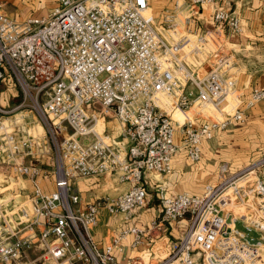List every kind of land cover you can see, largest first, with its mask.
Returning <instances> with one entry per match:
<instances>
[{
    "label": "built area",
    "instance_id": "1",
    "mask_svg": "<svg viewBox=\"0 0 264 264\" xmlns=\"http://www.w3.org/2000/svg\"><path fill=\"white\" fill-rule=\"evenodd\" d=\"M221 2L190 5H213L217 35L240 33L241 18ZM165 25L174 31L177 14L167 9L156 25L151 0H59L49 15L25 20L0 2V171L11 183L25 178L32 186L0 203V264H264V155L237 171L222 163L217 182L200 194H172L156 183L159 218L121 227L104 246L95 240L104 210L130 223L134 210L152 201L149 176L172 174L183 148L200 161L206 140L245 123L246 110L264 100L261 84L247 99L240 94L233 111L224 110L222 101L237 86L233 56L218 54L199 71L189 61L199 49L185 52L186 35L167 36L160 31ZM185 31L204 46L208 32ZM4 85L21 94L11 109ZM164 96L169 103L162 105ZM209 106L221 117L201 114ZM194 107L197 114L183 123L171 115ZM24 109L43 134H32L30 117L18 120ZM98 109L123 123L118 134L96 129ZM103 176L129 187L82 205L75 182ZM165 225L182 227L180 236L163 235Z\"/></svg>",
    "mask_w": 264,
    "mask_h": 264
},
{
    "label": "crops",
    "instance_id": "2",
    "mask_svg": "<svg viewBox=\"0 0 264 264\" xmlns=\"http://www.w3.org/2000/svg\"><path fill=\"white\" fill-rule=\"evenodd\" d=\"M4 1L14 4L15 11H18L21 6L18 0H0L2 3ZM3 4L5 9V3ZM55 4L57 5L58 3ZM220 5L234 11L241 18L242 26L240 33L229 29L224 31V37L229 41L228 44L231 45L235 58L236 56L238 57L236 59L237 65L235 66L238 70L234 74L237 78L236 87L239 92L233 89L223 100L227 101L230 96L227 105L230 106L228 111L231 112L238 105L240 94L242 99H247L255 86L264 84V0H222ZM167 9L177 14V22L183 23L184 29L186 27L185 18L188 16L191 17L190 23L187 24L188 31L192 30L195 33L200 31L201 33L208 32L206 34L208 37L213 39L220 38L223 41V37H219L212 30L211 14L213 5L192 7L190 0H151V10L156 22H164V14ZM5 11L8 13L6 9ZM10 15H15L14 17L18 20H25L31 14L28 13V9L23 7L20 13ZM31 16H39V14L35 13ZM6 94L10 96V99H16L17 93L13 91V88H11V93ZM4 99L5 103H9L6 97ZM223 101L222 108H225ZM177 110H175L174 115ZM219 111L221 110L219 109ZM219 111L217 112L221 115ZM246 113V123H233L225 130H218L212 139L204 142L200 161L192 162L188 158L186 149L183 148L173 159L174 170L172 174L165 177L149 176L146 179V186L152 196V201L147 207L135 209L130 223H125L119 215H110L104 210L95 231V240L104 246L117 234L121 227L127 224L147 225L152 220L159 218L161 209L155 195L156 183H163L172 194L185 191L200 194L204 191L207 184L217 182L218 170L222 163H227L231 170L237 171L251 161L263 156L264 101L247 109ZM106 115L104 116V125L110 122L113 123L112 121H106ZM184 115L185 113L183 116L177 115L174 118L182 120ZM117 123L119 125L113 124L112 127L108 125L106 131L115 134L119 127L122 129L123 123L119 120ZM176 139L180 140L179 133H177ZM30 160V157L26 159L27 162ZM128 187V185L118 183L111 176L88 178L75 182V190L80 192L82 196V205L105 195H117ZM47 189H53L51 183L48 184ZM152 190L154 193H151ZM181 230L182 227L165 225L163 235L175 240L180 236ZM127 253H131L129 248Z\"/></svg>",
    "mask_w": 264,
    "mask_h": 264
},
{
    "label": "rangeland",
    "instance_id": "3",
    "mask_svg": "<svg viewBox=\"0 0 264 264\" xmlns=\"http://www.w3.org/2000/svg\"><path fill=\"white\" fill-rule=\"evenodd\" d=\"M18 1H19V5H21L18 11H15L14 4L9 3V2H5V1L3 2V3H5V9L8 11V13H10V14H18L22 10V8L25 7L26 9H28V13L31 14V15L36 13V14H39V16H47V15H49L51 13L52 8L56 7L55 3H58L57 1H59V0H18ZM31 15H29V16H31ZM156 25L160 26L161 23L156 22ZM178 26L180 28H178L177 30L172 31L173 28L171 26L165 25L164 27H165L166 31H168V32H166L163 28H161L160 31L162 33H165L167 36H168L169 33L172 34L173 38H175L174 36H177V34H184V30L188 31L187 25H186L185 29L183 28V23H178ZM202 28H203V26H202ZM203 30H204V28H203ZM197 33H201V31L197 32ZM186 37H187V39H190L192 42H194L196 44V46H198V47L200 46V44H198V38L193 37V36L189 37L187 35H186ZM219 37H223V41L220 38H216V39H213L211 37L208 38V39L205 38L204 41H203L205 43V45L202 48H206V50L199 51L198 52L199 54L192 53L191 56H189L190 57L189 61L191 63H194L196 66H200L199 67V71L208 70L210 68V65H212L213 62H215L217 60L218 54H222V53L225 56H227L226 55L227 53H228V55L230 54V55L233 56L232 64H231V70L234 73H235V71L238 70L235 67L237 65L236 64V59H238V57L236 56V58H235L234 51H233V49H231L232 48L231 45L228 44L229 41L226 40L223 35H221ZM168 38H170V37H168ZM185 52H187L186 49H185ZM202 66L206 70L203 69ZM191 68L193 69L192 66H191ZM11 88H13V91H15L17 93V95L19 94V97H17L16 99H13V98L10 99L9 98L10 96H8V94H6V93H11ZM235 89L237 90V87ZM20 95L21 94L18 91L16 86H11V87H9V89H7V86L4 85L3 99L6 97L7 100L9 101V106H7L8 109H11L19 101V99L21 98ZM229 99H230V96H229ZM4 100H6V99H4ZM227 101H223V104L225 106V108L224 107L223 108L228 111V110H230V106L227 105V103H228ZM165 102L168 103V98H166V96H164L162 98V100L159 101V103L162 104V105ZM92 110H93V108H92ZM23 111L24 112H22L21 114L17 115L18 120H21L22 116H24V115L30 117L32 122L29 123L28 126H32V134H35V133L43 134V132H44L43 128L39 124L37 118L31 112H28L26 109H24ZM190 111H191V114H193V116H194V114L195 113L197 114V112L199 110L197 109V107H194ZM201 111L204 114H206V116H208V117H212V118L221 117V115L217 112L218 110L217 109L215 110V109H213L210 106L206 107V108H204L202 110L200 109V112ZM97 112L99 113L100 117H104L107 114L106 115L107 116L106 117V121L107 122L108 121H112L113 122V123L110 122L109 124L106 123V125H105L106 127L108 125H109V127L110 126L112 127L113 124L114 125L118 124L117 123L118 120L116 119V117L114 116V114L111 111L98 109ZM174 112H175V110L173 112H171V115H173V117L177 116V115L178 116H183V114H184V112L182 110H180V109H178L176 111L175 115H174ZM202 112H201V114H203ZM16 114H17V112L12 114V115H10V116H15ZM186 117H187V113L184 115V118L181 121H183ZM10 120H13V118H10L9 120H6L5 124H7V125L10 124L11 123ZM246 122H247V120H246ZM120 131H121V129L119 127L118 131L115 134H118ZM65 136L66 135L62 136L61 139H63ZM5 177H6V173H4L2 175V172L0 171V182L2 181V179H8V178H5ZM12 183H13V186L11 187ZM12 183L10 182L9 185H7L6 187H1L0 186V203L6 202L7 199L9 200L10 198H12V196L15 193H18L19 191L24 196V194L29 193V191L31 190V187H32L31 183L28 180H25V178H18V179H15V178L13 179L12 178ZM151 193H154L153 190H152ZM23 196L18 198L19 201L24 198ZM238 227L242 229V224L239 223ZM160 245L161 244H158L157 246H160Z\"/></svg>",
    "mask_w": 264,
    "mask_h": 264
},
{
    "label": "bare ground",
    "instance_id": "4",
    "mask_svg": "<svg viewBox=\"0 0 264 264\" xmlns=\"http://www.w3.org/2000/svg\"><path fill=\"white\" fill-rule=\"evenodd\" d=\"M178 28H180L179 26H177V28L176 29H174V30H177ZM184 34H186L187 36H193V37H196V38H198V40H199V37L197 36V35H195V34H192V33H187L185 30H184ZM180 36H181V34H177V36H174L176 39H178V38H180ZM205 38H210V37H208L207 35H206V37ZM204 38V39H205ZM203 44L205 45V43L203 42ZM186 51L188 52V51H191V50H193V49H199V51H203V50H206V48H202V46L200 45L199 47L198 46H196V44L194 43V42H192L190 39H187V44H186ZM181 110V109H180ZM185 114L187 113V117L183 120V121H181V120H178L180 123H183L187 118H192L193 117V114H191V111H185V110H182ZM172 117H173V115H172ZM173 119H175L174 117H173ZM175 120H177V119H175ZM41 125V124H40ZM42 126V125H41ZM42 128H43V126H42ZM105 128H106V126L104 125V118L103 117H101L99 120H98V122H97V125H96V129L99 131V132H102L103 130H105ZM43 131H44V128H43ZM45 132V131H44Z\"/></svg>",
    "mask_w": 264,
    "mask_h": 264
},
{
    "label": "water",
    "instance_id": "5",
    "mask_svg": "<svg viewBox=\"0 0 264 264\" xmlns=\"http://www.w3.org/2000/svg\"><path fill=\"white\" fill-rule=\"evenodd\" d=\"M10 181L8 179H2V181L0 182V186L1 187H6L7 185H9Z\"/></svg>",
    "mask_w": 264,
    "mask_h": 264
},
{
    "label": "trees",
    "instance_id": "6",
    "mask_svg": "<svg viewBox=\"0 0 264 264\" xmlns=\"http://www.w3.org/2000/svg\"><path fill=\"white\" fill-rule=\"evenodd\" d=\"M261 170H262V171H261ZM261 170H260L261 172L259 171V174H260V176H261L262 178H264V174H263V173H264V172H263V171H264V167H263ZM263 180H264V179H263Z\"/></svg>",
    "mask_w": 264,
    "mask_h": 264
}]
</instances>
